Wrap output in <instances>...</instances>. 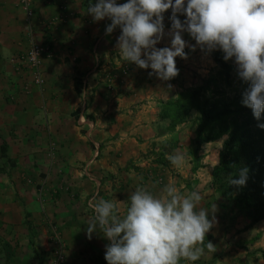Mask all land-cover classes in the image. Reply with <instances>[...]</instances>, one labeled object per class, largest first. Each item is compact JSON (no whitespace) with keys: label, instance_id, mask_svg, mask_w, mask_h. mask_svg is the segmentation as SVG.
Here are the masks:
<instances>
[{"label":"crops","instance_id":"1","mask_svg":"<svg viewBox=\"0 0 264 264\" xmlns=\"http://www.w3.org/2000/svg\"><path fill=\"white\" fill-rule=\"evenodd\" d=\"M87 7L88 0H32L29 20L19 0H0V264H52L54 231L67 245L64 264H107L109 241L98 233L89 238L82 203L100 191L123 212L137 187L158 192L169 182L183 193L199 190L202 206H217V224L205 237L217 251L195 264H264V221L252 224L243 212L236 219L237 210L217 200L210 189L215 166L206 181L204 158L192 172L180 131L186 123L159 131L162 104L209 76L213 52L186 48L188 58L176 59L179 75L161 81L124 62L116 48L121 29L106 35L110 21H94ZM183 38L195 44L188 33ZM32 41L44 50L42 87L18 61ZM164 46L167 35L157 45ZM171 142L187 169L175 168L169 155L167 166L156 163Z\"/></svg>","mask_w":264,"mask_h":264},{"label":"clouds","instance_id":"2","mask_svg":"<svg viewBox=\"0 0 264 264\" xmlns=\"http://www.w3.org/2000/svg\"><path fill=\"white\" fill-rule=\"evenodd\" d=\"M171 10L166 33L165 13ZM87 13L94 21L107 18L105 34L121 29L116 43L124 62L151 69L149 76L168 82L179 75L176 59H187L186 48L197 46L206 55L222 51L224 61H233L238 77L246 84L242 104L259 122L264 119V0H88ZM183 15V22L179 18ZM183 33L195 41L189 44ZM170 46L157 47L165 36ZM34 54H37L34 51ZM264 129V123H258ZM177 169L186 156L177 150L168 156ZM249 169L229 175L228 184L246 186ZM199 190L181 192L169 182L158 192L139 186L121 211L117 200L93 197L88 207L94 215L86 223L87 233H99L109 241L107 264H180L215 253L216 245L205 237L217 224L214 204L202 206Z\"/></svg>","mask_w":264,"mask_h":264},{"label":"trees","instance_id":"3","mask_svg":"<svg viewBox=\"0 0 264 264\" xmlns=\"http://www.w3.org/2000/svg\"><path fill=\"white\" fill-rule=\"evenodd\" d=\"M211 56L215 69L206 79L162 104L159 117L164 126L159 131L172 133L197 114L195 137L187 148L192 172L203 168V147L223 140L210 189L229 208L250 214L256 224L264 221V129L258 127L264 119L258 122L252 110L242 104L248 84L238 77L234 62L224 61L222 51ZM82 88L78 85L80 92ZM176 148L173 142L165 146L156 163L167 166V155ZM242 167L249 169L246 186L229 185V175L238 178L235 174Z\"/></svg>","mask_w":264,"mask_h":264},{"label":"built area","instance_id":"4","mask_svg":"<svg viewBox=\"0 0 264 264\" xmlns=\"http://www.w3.org/2000/svg\"><path fill=\"white\" fill-rule=\"evenodd\" d=\"M19 5L21 6V8H23V10L25 11L27 15V18L30 20L33 16L32 8H31L32 0H19ZM34 51L37 54H34ZM43 51L44 50L39 43L32 41L27 53L18 59L20 63H23L24 65H26L32 70L34 84L38 87H42L44 84V77H43V71H42ZM98 156H99V153L96 152L95 158H97ZM99 194L100 192L97 191L93 197L97 198ZM51 240L55 243L54 260L52 264H64L65 242L63 238L57 232L54 231L51 235Z\"/></svg>","mask_w":264,"mask_h":264},{"label":"rangeland","instance_id":"5","mask_svg":"<svg viewBox=\"0 0 264 264\" xmlns=\"http://www.w3.org/2000/svg\"><path fill=\"white\" fill-rule=\"evenodd\" d=\"M229 62H233V61L230 60ZM197 125H198L197 114H192L190 116V118L187 120L186 125L184 127H182V129L180 130L182 133L181 134L182 147L185 146L187 148V146H189L191 144L193 138L195 137V131H196ZM222 144H223V140L212 143V144H210L207 147L202 149V155L204 158L203 162H204L205 168H206V170H204V172H203L204 173L203 178L206 179V181L208 179L210 169L218 164L219 152L222 148ZM95 154H96V152H95ZM187 166H188V164H186V167L185 166L183 167V170L187 169ZM94 194H95V192L93 193L92 197L94 196ZM99 197H100V194L98 195L97 199ZM217 200L224 201L222 199V197H220V196H218ZM93 215H94V213L93 212L90 213V211L88 210L87 203L83 202L82 203L81 216H82V219H85V221H86L83 223V228L87 227L86 223H87L88 219L90 217H92ZM243 217H244V215L240 214V211L237 210L236 219L237 218L243 219ZM64 242H65V240H64ZM66 250H67V245L65 244V251ZM64 263H65V260H64Z\"/></svg>","mask_w":264,"mask_h":264}]
</instances>
